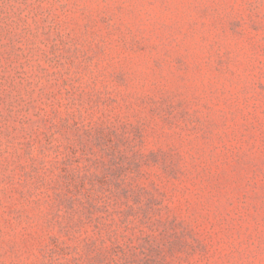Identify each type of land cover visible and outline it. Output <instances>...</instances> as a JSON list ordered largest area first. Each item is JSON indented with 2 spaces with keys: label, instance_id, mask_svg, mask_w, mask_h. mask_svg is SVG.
<instances>
[{
  "label": "rangeland",
  "instance_id": "1",
  "mask_svg": "<svg viewBox=\"0 0 264 264\" xmlns=\"http://www.w3.org/2000/svg\"><path fill=\"white\" fill-rule=\"evenodd\" d=\"M0 264H264V0H0Z\"/></svg>",
  "mask_w": 264,
  "mask_h": 264
}]
</instances>
